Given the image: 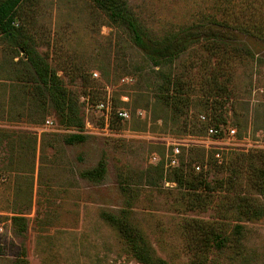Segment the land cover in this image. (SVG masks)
Wrapping results in <instances>:
<instances>
[{"label": "rangeland", "instance_id": "rangeland-1", "mask_svg": "<svg viewBox=\"0 0 264 264\" xmlns=\"http://www.w3.org/2000/svg\"><path fill=\"white\" fill-rule=\"evenodd\" d=\"M240 3L128 0L155 36L201 24L209 14H236ZM22 17L36 51L71 93L84 128L65 127L63 113L35 96L24 54L0 39V264H12L23 250L27 264H140L101 217L127 207L155 258L166 264H189L199 253L200 233L190 227L195 224L220 227L239 240V247L214 252L209 264H264V214L241 212L264 209L258 187L264 173V43L237 35L249 54L223 68L215 93L204 79L203 47L175 60L169 70L192 86L179 117L155 97L158 68L89 0H36ZM106 100L129 119L107 128L105 113L95 108ZM217 123L223 135L211 140L206 129ZM77 133L83 142H65ZM177 142L179 165L201 174L207 188L187 190L168 181L176 167L168 166L167 156ZM101 161V182L82 177Z\"/></svg>", "mask_w": 264, "mask_h": 264}, {"label": "trees", "instance_id": "trees-1", "mask_svg": "<svg viewBox=\"0 0 264 264\" xmlns=\"http://www.w3.org/2000/svg\"><path fill=\"white\" fill-rule=\"evenodd\" d=\"M93 7L101 12L108 24L124 30L132 44L142 52L147 61L155 68L161 83L156 86L155 97L157 101L166 106L172 114L182 117L184 108L190 103L191 83L186 76L171 73L169 70L175 60L180 58L191 48L201 46L208 60L203 61L205 82L212 88V92L221 90L219 77L225 76L224 67L234 65L243 57L247 50L237 43V35L250 37L264 43V0H241V12L232 14L226 11L217 17L209 14L204 22L193 26H183L175 31H168L162 36H155L144 23L133 13L128 5V0H89ZM36 0H0V39L7 41L16 55L21 50L25 57V65L34 86L35 96H40L50 108L61 111L62 123L65 127L75 128L81 132L84 128L82 118L73 102L71 93L62 85L59 77L50 68L46 61L38 54L32 39L24 29L22 11L27 4ZM227 13V14H226ZM209 66V67H208ZM209 68V69H208ZM202 82V83H205ZM219 83V84H218ZM119 120L113 119L111 125ZM218 127V123L214 125ZM82 134H71L65 137L67 144L80 143L85 140ZM180 163L172 174L169 182L176 183L187 190H196L199 186L207 188L208 183L199 174L197 177L188 171V166ZM186 168V169H184ZM105 174V162L101 161L96 168L82 173L88 181L101 182ZM263 174V175H262ZM258 184L259 191L264 195V173ZM121 192L125 197L131 195L127 183L121 180ZM127 206L129 201L127 200ZM242 214L249 218L262 217L263 210H250L243 207ZM102 219L116 232L126 250L140 264H166L157 260L155 252L145 238L142 231L132 223L129 207L118 213L103 212ZM15 221L20 218H13ZM22 221V220H21ZM196 233H200L197 246L199 253L189 261V264H209L212 262L214 252L221 254L230 246L239 247L238 238H230L220 227L217 230L205 228L195 224ZM236 235L240 236L236 227ZM235 239V240H234ZM238 250V249H237ZM238 252V251H237ZM238 255V253L236 254ZM214 259V258H213ZM12 264H27L24 250Z\"/></svg>", "mask_w": 264, "mask_h": 264}, {"label": "built area", "instance_id": "built-area-1", "mask_svg": "<svg viewBox=\"0 0 264 264\" xmlns=\"http://www.w3.org/2000/svg\"><path fill=\"white\" fill-rule=\"evenodd\" d=\"M94 77H97V74H93ZM96 110L101 112V113H105V118H106V122L105 125L106 127H110L111 122L113 119H117L120 121H125L127 119H129V113L125 110V109H118V110H113L111 104H110V100H106V101H101L98 102L95 106ZM201 121H205V117L201 116L200 117ZM52 126V122L47 120L46 121V127H50ZM206 134L208 136V138H210L211 140H216L218 138H220L223 134L221 131V128L219 127H214V126H209L206 129ZM235 134L234 130H230L229 131V135L232 136ZM182 145L181 142H177L174 143L172 146V154L167 156V164L169 167L171 168H175L179 166V155H180V149L179 147ZM217 158L219 157L218 154L215 155ZM152 160L154 162H156L158 160V158L154 155L152 156ZM194 169L197 172L201 171V167L200 166H195Z\"/></svg>", "mask_w": 264, "mask_h": 264}]
</instances>
